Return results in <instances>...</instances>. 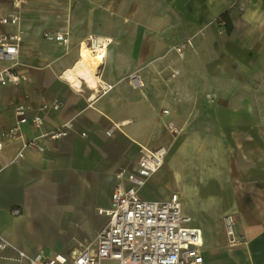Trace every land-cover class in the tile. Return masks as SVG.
<instances>
[{"label": "crops", "instance_id": "1", "mask_svg": "<svg viewBox=\"0 0 264 264\" xmlns=\"http://www.w3.org/2000/svg\"><path fill=\"white\" fill-rule=\"evenodd\" d=\"M12 12L0 0V18ZM224 15L230 31L221 33L216 22ZM19 27L26 81L0 89V132L13 125L16 105H29L30 117L42 100L48 107L38 112L41 130L23 128L38 148L16 163L20 142L0 152V242L10 245L1 264L17 251L66 254L93 240L108 221L98 211L108 210L116 175L135 166L139 147L168 149L142 196L179 194L190 225L202 231L203 264H264V0H32ZM64 30L67 46L42 37ZM89 36L108 42L94 75L112 86L105 94L81 64ZM68 121L67 137H41ZM166 121L182 129L175 138ZM113 124L118 129L107 136ZM224 216L246 245L226 246ZM42 233L61 241L44 245Z\"/></svg>", "mask_w": 264, "mask_h": 264}, {"label": "built area", "instance_id": "2", "mask_svg": "<svg viewBox=\"0 0 264 264\" xmlns=\"http://www.w3.org/2000/svg\"><path fill=\"white\" fill-rule=\"evenodd\" d=\"M32 0H9L13 12L0 18V26H12L14 33L0 32V62L9 63L0 69V89L26 81V76L18 71L19 56L23 31L19 27L20 15ZM73 2L75 0H66ZM219 32H225V22L217 20ZM44 40L55 42L62 46L69 43V31H45ZM97 45L99 48L108 45L99 38L88 37V47ZM182 48H176L180 52ZM173 71L171 77L177 75ZM99 78V77H98ZM132 86L140 87L141 83L136 75L129 76ZM101 94L111 90L110 85L97 82ZM42 100L35 114L30 117L32 108L27 104L16 105L13 109V125L0 132V152L6 142H20V150L13 158L16 163L23 159V151L28 148H38L36 138L26 139L23 128L29 125L31 129L39 131L43 125L38 112L47 108ZM61 108L59 102H53L50 109L57 111ZM162 115L168 116L169 110H163ZM163 126L175 138L182 131L172 121H166ZM112 125L106 135L110 136L117 130ZM74 130L73 124L68 121L56 130L41 134L49 141L67 137ZM85 138L86 135L81 133ZM139 157L133 168H122L116 175L118 180L110 199L108 210L98 211L108 221L100 229L93 240L88 243L77 242L66 254L44 255L39 252L28 256L17 251L13 260L17 264H203V235L198 227L191 226V219L184 215L179 194L172 192L165 201L148 200L142 196V190L148 180L157 174L163 167L168 149L160 147L154 150L139 147ZM12 215L19 211L11 210ZM222 230L227 247L246 245L240 238L230 216L222 218ZM8 248L6 242H0V253Z\"/></svg>", "mask_w": 264, "mask_h": 264}, {"label": "bare ground", "instance_id": "3", "mask_svg": "<svg viewBox=\"0 0 264 264\" xmlns=\"http://www.w3.org/2000/svg\"><path fill=\"white\" fill-rule=\"evenodd\" d=\"M107 47L108 45H104V47H98L96 44L93 47H88L87 45H83L81 48V64L85 72L89 73V75L94 79V82H100L98 77H94L96 71L100 66L104 64L105 58L107 56Z\"/></svg>", "mask_w": 264, "mask_h": 264}, {"label": "rangeland", "instance_id": "4", "mask_svg": "<svg viewBox=\"0 0 264 264\" xmlns=\"http://www.w3.org/2000/svg\"><path fill=\"white\" fill-rule=\"evenodd\" d=\"M39 241L42 244L45 243L44 245H48L50 243H57V242L61 241V236L60 235L50 234V233H42ZM9 247H10V245H9ZM40 249H42V250H38L37 253H39L41 251H42L43 254H48V253L56 254V253H58L56 248H51V247H45L44 246V247H42ZM64 252H66V251H64ZM0 261H2V257H0ZM2 264H6V263H2ZM7 264H17V263L14 260H10V262H7Z\"/></svg>", "mask_w": 264, "mask_h": 264}, {"label": "trees", "instance_id": "5", "mask_svg": "<svg viewBox=\"0 0 264 264\" xmlns=\"http://www.w3.org/2000/svg\"><path fill=\"white\" fill-rule=\"evenodd\" d=\"M220 20H223L225 22V29H226L227 32H229L230 31V24H229V21H228L226 15H224L222 17V19H220Z\"/></svg>", "mask_w": 264, "mask_h": 264}]
</instances>
